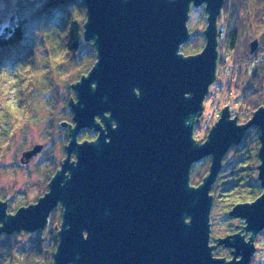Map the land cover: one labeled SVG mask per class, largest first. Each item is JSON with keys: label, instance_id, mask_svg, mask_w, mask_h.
I'll use <instances>...</instances> for the list:
<instances>
[{"label": "water", "instance_id": "95a60500", "mask_svg": "<svg viewBox=\"0 0 264 264\" xmlns=\"http://www.w3.org/2000/svg\"><path fill=\"white\" fill-rule=\"evenodd\" d=\"M84 2V37L92 41L97 60L72 85L74 124L59 123L68 128L66 156L36 202L12 213L9 196L0 200V234H43L60 205L51 264H250L255 238L264 229V105L239 123L238 111L232 116L227 104L206 140L194 136L217 79L225 0ZM203 4L206 43L197 53L180 52L191 37V7ZM257 46V40L251 42V53ZM252 126L260 131L262 192L229 212L244 219L251 235L246 240L238 231L211 244V188L224 156ZM85 128L97 132L95 139L79 140ZM42 149L36 144L22 160ZM208 156L209 173L192 185L193 164ZM218 245L233 248V257L215 256Z\"/></svg>", "mask_w": 264, "mask_h": 264}, {"label": "trees", "instance_id": "16d2710c", "mask_svg": "<svg viewBox=\"0 0 264 264\" xmlns=\"http://www.w3.org/2000/svg\"><path fill=\"white\" fill-rule=\"evenodd\" d=\"M0 1L5 4L3 9L0 8V65L5 62L11 64L13 79L20 83L21 96L15 97V102L11 103L10 107L11 112H16L17 121L20 123L19 127L26 126V123L23 124V122L28 117L27 105L36 113L32 100L38 95L35 94L38 91L48 94L44 99L45 105L48 110L51 109L52 113L57 110L61 102H64V107L58 114H60V118H65L64 121L74 124L73 112L68 100L71 96L76 98V92L72 85L81 76L88 73L97 60V51L93 43L88 42L84 37V23L87 18L84 0H15V4L12 3V0ZM229 1L225 0L222 13L227 8ZM227 13L226 27L222 28L218 23L219 47L224 45L222 48L231 54L233 67L230 75L222 81L223 90L226 91V94L234 91L233 93L238 96L237 100H240V107L247 111L252 110L253 113L264 105V0H233ZM240 14L244 15L245 19H241ZM7 16L9 18L4 20ZM249 20L251 22L250 31L244 26L245 23L248 24ZM218 21H220V17ZM244 29L248 32L249 38L253 37L258 41L254 53H251L252 41L244 46L242 45L244 43H241L240 38ZM35 32L42 35L41 44L35 42L33 38ZM196 35L191 33V40L195 39ZM191 40L187 44L184 43L181 48L187 54L201 51L198 44ZM221 40L223 45H221ZM46 43L49 50L46 52L44 50L38 61L37 54L39 50L45 48ZM86 47L88 48L86 49ZM84 50L87 52H83ZM223 58L224 53L219 55V65L224 60ZM217 73L220 75L219 71ZM28 81L30 82L27 83ZM62 87L68 90L69 96L62 94ZM243 113L237 116L239 122L245 115ZM34 116H30L29 119ZM249 118L250 116H247L244 121ZM34 120L37 121V117ZM49 123V125H53V120H49ZM66 131L68 132V128ZM85 132L88 135L82 137ZM91 132H93L91 129H82L78 138L82 137L81 141L89 138L95 139L97 134L94 138L87 137ZM9 133L6 138L10 137L12 132ZM51 133L52 130L49 131V134ZM253 143L255 144L253 145ZM259 146V128L252 126L247 130L242 142L229 149L224 156L218 178L212 186L211 194L214 195L215 202V187L219 185V179L225 177L224 172L228 168L231 179L224 183V190L237 191L240 189L249 195L246 199L235 200L232 203V208L237 203L253 200L261 194L262 187L257 178L258 174L254 178L247 179L245 173H241V169H239L242 165L237 167L246 158L253 156L258 158ZM5 147L6 143L4 142L3 148H0V154ZM210 164V156L193 164L190 178L192 185L199 182L197 179L203 181L210 170ZM232 208L227 211L228 215ZM52 214L53 212L49 217L44 235L39 231L30 233L31 239L28 243L32 251V259L27 258L19 264L52 263L53 254L58 245V232L51 223ZM13 237L14 235H6L5 245L1 244L4 247L9 246V248L4 255L7 257L3 258L0 253V264H15L17 262L14 256L12 257L9 253L11 246L13 247ZM258 263H261V260Z\"/></svg>", "mask_w": 264, "mask_h": 264}, {"label": "rangeland", "instance_id": "374dc122", "mask_svg": "<svg viewBox=\"0 0 264 264\" xmlns=\"http://www.w3.org/2000/svg\"><path fill=\"white\" fill-rule=\"evenodd\" d=\"M231 1L233 2V0L229 1L224 13H222L223 11L221 12L222 14L220 15V21H218V23L222 28L226 27L228 17L227 11H229ZM12 3L15 4V0H12ZM4 7L5 4L0 1V8L3 9ZM240 17L241 19H245V16L242 14H240ZM7 18H9V16H7L4 20ZM247 23L248 24L245 23L244 26L249 29L251 23L250 20L247 21ZM206 25L207 15H205V5L203 4L199 7H195L193 5L190 10L188 26L190 32L197 35L193 40H191L190 37L187 42L189 43L191 40V42L198 44L199 50H202V47L206 43V38L203 33ZM33 38L37 44L42 43V35L40 33L35 32ZM240 40L241 43H244L242 44L244 46L245 44H249V42L254 41V38H249L248 32L244 29ZM187 42L185 44H187ZM221 45H223L222 40ZM44 46L45 48L39 50V53L37 54L38 61L41 59L40 55H43L44 50L45 52L49 50L47 43ZM222 47H219V55H223L224 53V60L220 65L218 64L219 67L217 66V71L220 72V75L217 73L219 76L217 75L216 81L210 87L209 95L205 98L204 112L200 117L199 122L195 125V128L197 129L194 131V136L197 140L201 137L203 141L206 140L210 128L216 123V120L219 119L222 108L227 104H229L232 116H236L237 111L238 115L243 112L245 113L239 123L247 122L254 113L251 112L252 110L247 111L243 107H240V100H237L238 96L233 93L234 91L230 92V94H226V91L223 90L222 81L230 75L233 65L230 58L231 54H229ZM87 48L88 47H86V49ZM184 51L185 50L183 48L180 49V52L187 54L186 51ZM83 52L87 51L84 50ZM2 64L3 65H0V148H3L4 142L6 143V147L2 151V154H0V200H6L9 196L7 199L8 211L15 213L20 206L36 202L40 196L48 191L51 178L54 176L57 169H60L61 162L66 156L64 146L68 144L69 138L67 135L68 132L66 131L67 128L62 127L61 124H59L61 121L65 120V118H60V114H58V112L60 113L61 109L64 107V102H61L57 110L52 113L50 111L51 109L48 110L45 105L44 99L48 94H43L41 91H38L37 93L35 92V94L38 95L33 97L32 100L33 109L36 113L27 105L26 110L28 117L23 122V124L26 123V126L22 125V127H19L20 123L17 121L16 112H11L10 107L11 103L15 102V97L21 96L19 86L20 83L13 79L12 65L8 62ZM29 82L30 81L27 83ZM25 87L27 88V86ZM62 94L69 96L68 90L64 87H62ZM33 115L35 116L29 119L30 116ZM247 116H250V118L247 121H244ZM35 117H37V121L34 120ZM49 120H53V125H49ZM51 130L52 133L49 134V131ZM9 132L12 133L10 137L6 138V135L10 134ZM96 134L97 132L93 130V132L89 134L90 136L87 137L94 138ZM86 135L88 134L85 132L82 137H85ZM65 137H67V139H64ZM82 137H80L79 140L82 139ZM36 144H43V149L38 154L33 156L28 162L23 161V153L32 149ZM254 144L255 143H253V145ZM73 158H75L74 155ZM259 161V158L253 156L251 158L244 159L237 165V167L242 165L239 169H241V173H245V177L247 179L254 178L258 174ZM224 174L225 177L223 176L220 178L218 181L219 185L215 187L216 202H213L211 209L210 222L212 243L218 236L223 237L227 232L234 230L235 225L238 224L240 220L236 217H229L227 211L232 208V203H234L235 200L246 199L249 196L245 191L240 189L237 191L232 189L224 190V183L231 179L229 168L225 170ZM197 180L200 183L202 182L200 179ZM199 182L195 185H199ZM52 212L51 223L54 228L56 223L60 228L62 222L61 206L59 205ZM57 230L58 228L56 231ZM30 233L33 232L24 231L10 234L14 235V237L12 242L13 247L11 246L9 253L17 260L16 263H22L27 258L32 259V251L30 250V245L28 243L31 239ZM6 235L8 234H0V247H2L0 248V253H2L3 258L7 257L4 255L8 252L7 250L9 248V246L4 247L1 245L7 241L5 239ZM257 241L256 246L261 248L262 254L257 255L256 263L260 260L261 256H264V234ZM230 250L231 249L229 247L226 248L222 245H219L216 249H214L215 255L223 256L231 255Z\"/></svg>", "mask_w": 264, "mask_h": 264}, {"label": "flooded vegetation", "instance_id": "af4514ba", "mask_svg": "<svg viewBox=\"0 0 264 264\" xmlns=\"http://www.w3.org/2000/svg\"><path fill=\"white\" fill-rule=\"evenodd\" d=\"M74 159V158H73ZM258 197V196H257ZM256 197V198H257ZM256 198H254V199H256ZM253 199V200H254ZM253 200H250V201H253ZM231 217V216H230ZM239 222H238V224H236L235 225V228H234V230H232V231H230V232H227L224 236H226V235H229V234H233V233H236V232H238V231H241V234L242 235H244L245 236V239L246 240H249V237H250V235H251V232H247L245 229H244V226H245V221H244V219L243 218H239ZM264 230V229H263ZM263 230L262 231H260L258 234H257V236H256V238H255V241H254V243H255V247H256V251L254 252V254L252 255V257H251V261H250V264H257L256 263V257H257V255H259V254H262V252H261V248H259L258 246H256V242H258L257 240L261 237V236H263V234H264V232H263ZM262 232V233H261ZM260 236V237H259ZM218 237H221V236H218ZM216 239V238H215ZM211 244H212V242H210ZM213 243H215V240H214V242ZM219 246V245H218ZM223 246V245H222ZM225 247V246H224ZM226 248H228V247H226ZM230 248V247H229ZM216 249V248H215ZM231 250H230V254L231 255H228V256H223V255H215V251H214V255L215 256H217V257H225L227 260H229V259H231L232 257H233V255H232V251H233V248H230ZM260 251V252H259ZM264 255V254H263ZM239 258H240V256H239ZM260 260H261V263L260 264H263L264 263V256H261V258H260Z\"/></svg>", "mask_w": 264, "mask_h": 264}]
</instances>
